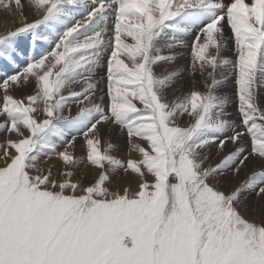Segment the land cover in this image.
<instances>
[{"label":"snow or ice","instance_id":"1","mask_svg":"<svg viewBox=\"0 0 264 264\" xmlns=\"http://www.w3.org/2000/svg\"><path fill=\"white\" fill-rule=\"evenodd\" d=\"M0 8L19 21L0 34V264H264V218L246 215L264 213V0ZM225 22L235 60L222 55ZM191 33L205 90L176 96L179 68H156L174 63ZM105 54L107 105L95 78ZM227 67L238 121L218 91ZM29 84L31 94H12ZM72 104L76 114L64 115ZM114 126L136 158L114 154Z\"/></svg>","mask_w":264,"mask_h":264},{"label":"rangeland","instance_id":"2","mask_svg":"<svg viewBox=\"0 0 264 264\" xmlns=\"http://www.w3.org/2000/svg\"><path fill=\"white\" fill-rule=\"evenodd\" d=\"M30 13H32L31 11H29ZM33 15V14H32ZM35 18H37L36 16H35V14H34V16L32 17V16H29L28 15V19L29 20H32V19H35ZM6 23H10L11 25H12V27H15V26H18V23H19V21L18 20H14V21H10V20H8V21H6ZM228 25L227 24H225L224 25V27H225V29H226V31H230L229 30V26L227 27ZM1 28H4V25H2V26H0ZM169 35H171V33H169ZM127 39V38H126ZM183 39L186 41V43H187V48L186 47H184V49H176L175 51L177 52V57L179 58H177V60L178 61H181V62H184V63H182L183 64V66L182 65H178L177 67L178 68H180L179 69V71H180V73H181V76H180V79H181V77H182V73H184L185 75H186V84H185V89H182V88H180V85L181 84H179V82L181 81L180 79V81H178V91H176V93H175V95L176 96H180V95H182V94H184V93H187L188 91H190V90H192L193 88H195V89H198V90H200V91H204L205 90V84H204V82H205V78H206V74L205 75H201L202 76V79H200V77H196V75H193V73L195 74L196 72H192V67H191V64H192V56H191V42H192V40L194 39V35H193V33H191V34H188L187 36H184L183 37ZM161 42H163V40L161 41ZM190 47V48H189ZM185 48H186V50H185ZM179 50V51H178ZM166 51H167V49H165V53H166ZM182 53H181V52ZM184 51V52H183ZM167 54V53H166ZM181 56V57H180ZM185 57H187L186 58V60H188V61H186L185 60ZM122 58H123V56H122ZM125 58V57H124ZM184 58V59H183ZM234 55H232L229 59H231V60H234ZM126 59V58H125ZM181 59V60H180ZM106 60H107V54H105V56H104V58H103V60H102V62H101V65L99 66V69H97V72H96V81L98 82V89H97V92H96V96L98 97V96H101V95H104V92H102V91H100L101 89H103L104 91H106ZM176 60V61H177ZM128 61V60H127ZM126 61V62H127ZM177 61V62H178ZM188 63H190V65L188 64ZM168 64H170V63H168ZM172 65L170 64V65H167V63H161L160 65H159V67H157L156 69V71L157 72H161V71H163V69L165 70V69H175V68H177V67H171ZM164 67V68H163ZM159 68V69H158ZM184 68H186L185 70H184ZM161 69V71H159ZM223 69V68H222ZM222 69H219L218 70V72H217V75H223V74H226L227 72H232L233 73V68L232 67H227V69L226 68H224L223 70ZM229 69V70H228ZM98 71H99V73H98ZM184 71V72H183ZM221 71V72H220ZM218 73H220V74H218ZM101 76V77H100ZM192 77V78H191ZM183 78V77H182ZM188 78V79H187ZM194 78H196V79H194ZM218 78V77H217ZM204 79V80H203ZM184 80V79H183ZM191 80V81H190ZM182 82V81H181ZM188 82V83H187ZM198 83V84H197ZM203 83V84H202ZM33 87H34V84H33V86H32V88L31 89H33ZM236 87V86H235ZM72 90H76V91H79L80 90V83H77L76 85H73L72 86ZM25 92H27L26 94H30V93H28V92H31L32 93V90H30V91H25ZM234 92V93H233ZM13 93V95L14 96H16V97H20V96H17L18 94H17V92H12ZM16 93V94H15ZM232 93L235 95V97H234V95H233V98L235 99V101H234V103H233V107L231 108V110L230 111H232V109H234L235 110V114L236 115H234V118H235V116H237L236 117V119H237V121H238V113H237V101H236V94H235V88H233V90H232ZM2 92H0V97H2ZM64 94L65 95H67L68 94V90L66 89L65 90V92H64ZM21 97H22V95H21ZM104 98L106 99V100H104V104L105 105H107V103H108V97L106 96V95H104ZM169 98L170 99H172V98H174L173 97V93L172 92H169ZM134 102H136L137 104H138V107L139 106H142V105H140L139 104V102L138 101H134ZM235 105V106H234ZM77 106H76V104H72L71 105V108L69 109V108H65V110H64V115H69V114H71V115H75L76 114V112H77ZM229 111V112H230ZM231 113V112H230ZM231 116H232V113H231ZM0 119H2V118H0ZM187 120H188V117H185V119H184V121L182 122V123H186L187 122ZM119 129L117 130H115V131H113V135H112V137H111V139H112V141L117 145V150H116V152L114 153V154H116V155H118L120 158H122V159H127V158H129V156H131V158H136L137 157V153H135V152H131V153H129V151H128V145L127 144H125V145H122L121 143H119V142H116V139H117V137H118V135L119 134H121V132L119 131ZM116 133V134H115ZM4 133H0V143H2L3 141H4V136H5V134L3 135ZM118 134V135H117ZM14 138V137H13ZM107 138V137H106ZM124 138L126 139V141L125 142H127V138H126V133H124ZM83 144V141L82 140H80V142L78 143V144H76V148H75V151H76V154L77 155H81L82 153H83V151H84V149L81 147V145ZM230 146V145H229ZM213 155L215 156V151L213 150ZM2 163H3V159H2V156H0V166H2ZM49 164H51L52 166H53V172H54V174H56L55 175V178L56 179H59V172H61L63 169H62V162L61 161H59V160H57V159H55V158H53L51 161H49L48 162ZM85 171V167L82 165L80 168H77L76 170H75V176L73 177V179L75 180V179H77V178H79L80 177V175L83 173ZM245 175V173H241V179L243 178V176ZM90 178V177H89ZM149 179H151V178H149ZM85 183H87V181H85ZM132 186H135V184L133 183L132 185H131V187ZM136 187V186H135ZM135 187L133 188L132 187V189L133 190H135ZM248 213V216L250 217V218H255V219H260V218H264L263 216H264V213L262 214V212H260V210H259V208H257L255 211H249V212H247ZM247 213H246V215H247ZM262 214V215H261ZM259 216V217H258Z\"/></svg>","mask_w":264,"mask_h":264},{"label":"bare ground","instance_id":"3","mask_svg":"<svg viewBox=\"0 0 264 264\" xmlns=\"http://www.w3.org/2000/svg\"><path fill=\"white\" fill-rule=\"evenodd\" d=\"M226 2H227V0H226ZM246 2H247V0H246ZM33 14V15H32ZM27 15H29V16H34V13H30L29 11L27 12ZM36 16V15H35ZM77 19H79L80 18V15L78 14L77 15V17H76ZM8 20H10V21H14V20H18V17L17 16H15V14H10V13H8V12H5L2 8H0V26H2V25H4V28H1L0 27V34H2V33H4L6 30H8V29H11V28H13L12 27V25L9 23H6V21H8ZM225 24H227L226 22H225ZM228 27V26H227ZM224 34H225V37L227 38V47H226V49L222 52V55L223 56H226V57H228V58H230L232 55H234V57H235V51H234V41L230 38L231 36H232V33L230 32V31H226V29H225V27H224ZM193 35H195V33H193ZM187 36V35H186ZM127 38V39H126ZM122 39H125V42H127V43H132L133 41H132V39L130 38V37H122ZM163 43V42H162ZM191 46V45H190ZM187 48V47H186ZM186 48H185V50H186ZM190 48V47H189ZM179 49V48H178ZM181 49V48H180ZM179 49V50H180ZM182 49H184V48H182ZM178 50V51H179ZM181 52V51H180ZM184 52V51H183ZM166 53H167V51H166ZM165 53V54H166ZM182 53V52H181ZM179 57V56H178ZM181 57V56H180ZM124 58V57H123ZM186 58L187 57H185V60H186ZM179 59V58H178ZM184 59V58H183ZM126 61H127V59H125ZM181 60V59H180ZM234 60H235V58H234ZM178 61V60H177ZM175 61L174 63H170L172 66L171 67H177L178 65H182L183 66V64L182 63H184V62H181V61ZM186 61H188V60H186ZM128 62V61H127ZM170 64H168L167 63V65H170ZM189 65H190V63H188ZM159 67V66H158ZM164 68V67H163ZM99 69V68H98ZM159 69V68H158ZM180 69V68H179ZM186 68H184V70H185ZM224 69V68H223ZM222 69V70H223ZM227 69V68H226ZM157 70V69H156ZM164 70V69H163ZM229 70V69H228ZM159 71H161V69L159 70ZM184 72V71H183ZM193 72V71H192ZM221 72V71H220ZM98 73H99V71H98ZM183 75H182V77H181V81L179 82V84H181L180 85V88H182V89H185V84H186V75L184 74V73H182ZM201 73L199 72V71H196V73L194 74L193 73V75H196V77L198 78V77H200V79H202V76L200 75ZM218 74H220V73H218ZM101 77V76H100ZM217 77H218V79H221L224 83H223V85H222V87H220L219 89H218V91L219 92H222L223 94H225V95H227L229 98H230V102H229V106H228V111H230L231 110V108L233 107V103H234V101H235V99L233 98V93H232V90H233V88H235V82H234V75H233V73L232 72H227L226 74H223V75H217ZM192 78V77H191ZM184 79V80H183ZM188 79V78H187ZM194 79H196V78H194ZM204 80V79H203ZM191 81V80H190ZM188 83V82H187ZM198 84V83H197ZM203 84V83H202ZM204 84H205V82H204ZM76 85V84H75ZM187 85V84H186ZM32 86H33V84H29L26 88H23V89H16V90H14V92H17V96H20L21 97V95L23 96V95H25L27 92H25V91H30V90H32L31 88H32ZM28 93H30L31 94V92H28ZM13 94V93H12ZM16 94V93H15ZM233 94V95H232ZM236 94V93H235ZM99 97L100 96H98L97 98L99 99ZM234 97H235V95H234ZM259 99H260V101H261V103L262 104H264V87H261L260 89H259ZM104 100H106L105 98H104ZM235 106V105H234ZM231 113H232V118L233 119H236V117L237 116H235V118H234V115H236L234 112H235V110L234 109H232V111H230ZM118 130V127H116V126H114L113 127V131H115V130ZM119 132V131H118ZM116 134V133H115ZM4 135V134H3ZM118 135V134H117ZM106 137H107V134H106ZM126 141V139L124 138V133H121V134H119L118 135V137H117V139H116V142H119V143H121L122 145H125V144H127V142H125ZM80 142V140H78L77 141V143L76 144H78ZM229 148H231V145L229 146ZM125 186H127V185H125ZM133 188L135 187V186H132ZM263 214V213H262ZM261 214V215H262ZM247 215H248V213H247ZM259 217V216H258ZM264 217V216H263Z\"/></svg>","mask_w":264,"mask_h":264}]
</instances>
